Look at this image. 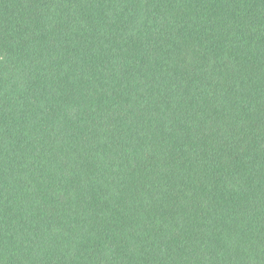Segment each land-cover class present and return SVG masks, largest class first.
<instances>
[{"label":"trees","instance_id":"obj_1","mask_svg":"<svg viewBox=\"0 0 264 264\" xmlns=\"http://www.w3.org/2000/svg\"><path fill=\"white\" fill-rule=\"evenodd\" d=\"M0 264H264V0H0Z\"/></svg>","mask_w":264,"mask_h":264}]
</instances>
